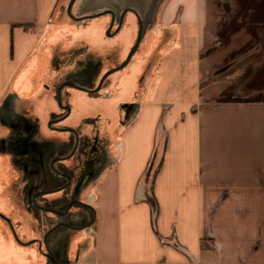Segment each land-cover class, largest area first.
Masks as SVG:
<instances>
[{
	"label": "crops",
	"instance_id": "obj_1",
	"mask_svg": "<svg viewBox=\"0 0 264 264\" xmlns=\"http://www.w3.org/2000/svg\"><path fill=\"white\" fill-rule=\"evenodd\" d=\"M70 1L0 0V115L11 95L30 94L36 80L59 86L58 100L55 93L38 98L33 114L47 139H60L46 122L61 110L62 68L77 69L79 34L92 50H118L124 61L144 33L103 90L113 96L72 97L86 100L92 121L81 133L108 139V157L84 200L95 218L76 229L68 257L51 264H264V0H75L69 10ZM67 28L74 53L64 66L52 48ZM76 109L58 120L76 126ZM94 109L103 114L97 124ZM78 151L57 161L73 165ZM5 157L0 264H50L38 246L19 242L42 239L45 217L32 200L37 220L25 209L24 176ZM40 169L34 180H44ZM57 173L69 180L67 171Z\"/></svg>",
	"mask_w": 264,
	"mask_h": 264
},
{
	"label": "rangeland",
	"instance_id": "obj_2",
	"mask_svg": "<svg viewBox=\"0 0 264 264\" xmlns=\"http://www.w3.org/2000/svg\"><path fill=\"white\" fill-rule=\"evenodd\" d=\"M85 26H87V23L78 25L77 28L82 29L81 27ZM72 28H74L75 33V25ZM72 30L68 28L62 29L60 34L58 33L59 37H57L59 43L52 48L56 54L55 62L61 63L64 66L67 60L73 58L71 54L74 52H69L71 38H73ZM143 33L142 31L141 41L135 52L139 51ZM46 39L48 42L50 35H47ZM77 41V49L75 50L77 53V69L69 72V67L62 68L61 110H58L56 106L55 110L53 109L50 112V116L48 113L46 115V117L49 116L46 122V129L56 130L50 133L51 135L60 137V139L51 140L43 137L39 130V122L33 116L34 110L37 109L40 102L47 96H53L55 93L54 97L58 100L59 86L53 85L50 82L45 83L36 80L32 90L28 91L30 94L27 95H23L21 91L19 93L15 92L7 100L0 115V126L5 130L0 137V153L6 156L4 160L7 166H10L11 172L19 171L24 176V206L29 214L32 215V219L35 218L34 213H37L38 210L29 203V200H32L31 202L35 206L43 209L42 215L45 217V229L42 239L40 238L38 242L33 239L23 241L18 237L19 242H23L27 248L38 246L36 249H39L38 251L42 253L41 255L45 256L46 262L50 264L52 260H61L62 256L68 257L69 252L74 247V242L76 243L79 238V233L75 232L76 229L80 227L81 231L86 229V226L95 218V209L92 204L84 200L90 198L86 192L92 188L95 179L100 175L103 157H108L106 151V146L109 143L108 139L96 133L87 136L81 133L86 124L92 123V121L91 118L85 119L84 117L86 113L84 102L86 100L78 99L75 102V100H72V97L76 91L86 92V90H88L87 92L90 97L113 96L116 93L114 89L111 92H103V90L110 84L109 81H111L112 75L128 66L135 54L134 52L125 67L113 71L102 80L106 72L117 68L127 58L124 61H118V50L107 52L102 51L101 47H96L92 50V47L80 37V34ZM115 49H118V47ZM108 63L110 65L114 63V65L108 67L106 66ZM119 80L120 76L117 78V82L114 83V87L119 84ZM66 81H71L70 83L83 89L77 88L72 84L67 85ZM99 84L100 88L96 90ZM39 93V96H33ZM38 98L43 99L38 100ZM73 101L75 105L72 103ZM75 106L77 107V114L74 116V119H79L76 126H71L70 122L62 123L58 120L60 117L63 118L68 115V107L71 109ZM46 111H49L48 108ZM96 111L94 109L90 112L92 115H97L96 118H93L94 124H97V120H103V114H96ZM80 119L82 122L79 124ZM108 123L109 121L104 122V124ZM60 130L62 134H58ZM72 130L74 131L73 133H71ZM66 131H70V133L66 134ZM77 145L79 146V151L77 161H74L76 163L66 165L64 162L57 161L59 158H69L74 150L77 149ZM39 167L43 168L40 171H45L46 173L44 180H34L41 175L39 174V170H37ZM58 170L67 171L70 174L66 175L69 180L64 177H58ZM49 172L55 173V177L50 178ZM61 186L66 188L65 191H56ZM27 192L30 194L29 198ZM54 210L64 215H57L54 213ZM81 210L86 211L90 215L87 220L85 218L81 219ZM0 215L5 217L1 211ZM38 216L41 218V212H38ZM58 236H61L62 241L55 246L52 240ZM43 243L46 248H44Z\"/></svg>",
	"mask_w": 264,
	"mask_h": 264
},
{
	"label": "water",
	"instance_id": "obj_3",
	"mask_svg": "<svg viewBox=\"0 0 264 264\" xmlns=\"http://www.w3.org/2000/svg\"><path fill=\"white\" fill-rule=\"evenodd\" d=\"M74 1H75V0H71V1H70V4H69V10L71 9V6H72V4H73ZM141 37H142V29L140 30V33H139V36H138L137 42H136L134 48L132 49V51L130 52V54L128 55L127 59H126V60H125L120 66H118L117 68L113 69L112 71H108L107 73H105V75L102 77V80H103L107 75H109L110 73H112L113 71H115V70H120L121 68L125 67V66L129 63V61H130V59H131L133 53L135 52V50H136L137 47L139 46V43H140V41H141ZM102 80H101V81H102ZM70 84H72L73 86H75V87H77V88L83 89V88H81V87H79V86H77V85H75V84H73V83H70ZM100 84H101V83H100ZM100 84L98 85V87H97L96 90H98V89L100 88ZM84 90H86V89H84ZM86 91H88V90H86ZM92 91H93V90H92ZM59 103H61V102H60V95H59ZM69 110H70V108L68 107V111H69ZM55 212H57V211H55ZM57 213H59V212H57ZM55 262H57V261H55Z\"/></svg>",
	"mask_w": 264,
	"mask_h": 264
},
{
	"label": "trees",
	"instance_id": "obj_4",
	"mask_svg": "<svg viewBox=\"0 0 264 264\" xmlns=\"http://www.w3.org/2000/svg\"><path fill=\"white\" fill-rule=\"evenodd\" d=\"M88 18H84L83 20H87ZM25 28H29L30 26L29 25H23ZM201 247L202 248H206V244L204 243V241L201 242Z\"/></svg>",
	"mask_w": 264,
	"mask_h": 264
},
{
	"label": "flooded vegetation",
	"instance_id": "obj_5",
	"mask_svg": "<svg viewBox=\"0 0 264 264\" xmlns=\"http://www.w3.org/2000/svg\"><path fill=\"white\" fill-rule=\"evenodd\" d=\"M73 132H74V131L72 130L71 133H73ZM79 141H80V140H79ZM77 147H78V145H77ZM77 147H76V148H77Z\"/></svg>",
	"mask_w": 264,
	"mask_h": 264
}]
</instances>
